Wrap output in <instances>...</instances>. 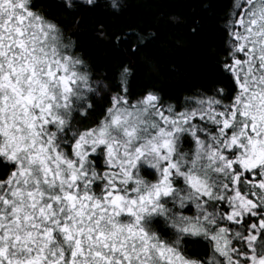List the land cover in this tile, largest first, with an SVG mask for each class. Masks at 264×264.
<instances>
[{
  "label": "rangeland",
  "instance_id": "rangeland-1",
  "mask_svg": "<svg viewBox=\"0 0 264 264\" xmlns=\"http://www.w3.org/2000/svg\"><path fill=\"white\" fill-rule=\"evenodd\" d=\"M257 1L246 34L234 37L238 57L231 72L239 98L222 125L238 110L252 135L230 136L220 151L196 140L187 161L176 156L177 138L192 118L210 114L208 105L172 115L150 97L115 98L96 124L81 127L86 81L55 30L28 0H0V157L11 166L0 183V264H264L251 246L256 232L241 238L228 227L241 225L248 213L234 164L262 167L264 180V70L251 65L252 55L264 54V0ZM247 45L251 53L240 61ZM202 160L205 169L181 171L185 161L195 168ZM209 171L232 177L230 186H219L224 195L216 198L226 209L215 218L197 196L209 198L201 180ZM174 179L184 185L178 210L188 207L191 214L177 212L173 229L179 238L188 233L211 242L203 262L185 258L176 236L164 240L151 230L174 194Z\"/></svg>",
  "mask_w": 264,
  "mask_h": 264
},
{
  "label": "trees",
  "instance_id": "trees-1",
  "mask_svg": "<svg viewBox=\"0 0 264 264\" xmlns=\"http://www.w3.org/2000/svg\"><path fill=\"white\" fill-rule=\"evenodd\" d=\"M254 4L261 3L257 0H28L29 9L53 27L63 51L85 78L88 90L84 94L85 103L79 105L83 112L81 127L96 124L115 98L133 103L150 97L161 110L172 115L197 112L196 105L200 103L211 108L210 114L192 118L187 126L189 130L177 138L176 156L187 161L192 158L196 140L220 151L228 146L230 136L243 141L252 135L242 128L246 119L238 110L228 127L223 129L222 125L239 98L231 72V65L238 57L234 37L246 34ZM243 52L239 53L240 61H245L251 53L248 45ZM251 65L255 72L264 70V54L257 51L252 55ZM232 149L231 153L240 154V150ZM185 162L182 172L185 167L193 172L207 166L204 160L195 164V168ZM94 164L98 167L96 157ZM10 171L11 166L0 157V183ZM262 172V167L248 170L234 164L235 188L248 202V213L241 225L228 226L235 228L241 238L248 231L256 232L257 238L251 246L257 257L264 256V225L260 224L264 221ZM201 180H205L211 193L209 198L197 195L199 203L215 218L216 210L226 209L224 202L216 198L224 195L219 186H230L232 177L209 171L201 173ZM173 186L174 194L165 200L164 213L154 218L151 230L164 240L176 236L185 258L203 262L210 255L211 242L188 233L179 238L173 229L171 218L177 212L191 214L188 207L179 211L176 204L177 198L182 199L178 194H182L184 185L174 179ZM236 244L240 249V242Z\"/></svg>",
  "mask_w": 264,
  "mask_h": 264
}]
</instances>
